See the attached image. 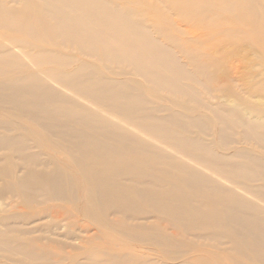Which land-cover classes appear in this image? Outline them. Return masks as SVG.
Here are the masks:
<instances>
[{
  "label": "bare ground",
  "instance_id": "bare-ground-1",
  "mask_svg": "<svg viewBox=\"0 0 264 264\" xmlns=\"http://www.w3.org/2000/svg\"><path fill=\"white\" fill-rule=\"evenodd\" d=\"M9 3L0 26L27 38L0 50V76L54 66L5 79L0 106L33 121L83 187L22 135H0L17 159L0 163V252L30 264H264V0ZM243 44L261 67L249 83L232 57Z\"/></svg>",
  "mask_w": 264,
  "mask_h": 264
},
{
  "label": "rangeland",
  "instance_id": "rangeland-1",
  "mask_svg": "<svg viewBox=\"0 0 264 264\" xmlns=\"http://www.w3.org/2000/svg\"><path fill=\"white\" fill-rule=\"evenodd\" d=\"M15 1V0H11ZM31 2L35 0H29ZM38 1V0H36ZM149 3H157L158 5L161 3V0H146ZM1 4L3 2L9 3L10 0H0ZM10 4V3H9ZM135 5V4H133ZM137 6V5H136ZM14 37H23V39H26L27 37L19 32L12 31L10 29H7L6 27L0 26V50L4 49H12V50H21L20 46L16 44L13 41ZM32 44L34 45H41L46 48L52 49L57 53H60L67 58H72V60H80V61H87L88 57L86 55H83L80 51H78L75 47L66 45L56 42L55 45L51 42H43L39 41L38 43L36 41H32ZM244 48L241 50H238L236 53L233 54V58H235L238 62V75L241 77L243 76V80L241 79L240 82L249 83L252 81L253 73H257L261 67L256 66V59L254 56V50L249 46V44H243ZM28 49L24 48L22 52H26ZM25 59L26 56L21 55ZM54 65L48 64V65H35V64H29L28 68H22L15 70L12 75H1L0 76V83L5 82V79L9 77H16L15 79L18 82L25 81L22 76L25 73H30L33 75H41V77L46 76L47 73H50L48 71V68H51ZM106 74L110 77H115L117 75H114L110 71H106ZM255 75V74H254ZM121 77L125 79H135L132 78L134 75L130 74L129 72L125 71L124 74L121 75ZM223 103L229 104L231 102L224 101L221 99ZM256 101V100H255ZM163 102V101H162ZM214 102V101H213ZM0 135H4L7 137H12L15 135H22L23 138L26 139L28 145L32 146V148L29 150L30 152H39L41 151L43 154L41 155L42 159H49L53 165L58 166L65 172H68L73 177V183L79 184V186L83 187V182L80 180L79 175L75 171L74 167L72 166L70 162V158L63 152L61 149L55 147L54 144H52L51 139H49L44 132L31 120H27L22 116H19L15 111H12L7 106H0ZM2 147V145H0ZM16 161L17 159L14 157L11 152H9L7 149H0V163L4 164L6 162ZM44 167V168H43ZM41 169H45V166H40ZM78 188V185H77ZM80 193L78 188V197L79 200H77V203L74 205L67 206L74 210V207L80 206ZM19 208H21L19 206ZM23 209V208H21ZM138 250H143V252H138L141 255H145L148 258H155L161 261L163 260L157 251V249L154 248H135ZM199 251H196L195 253L199 256H202L203 258L209 259H216L215 255L207 252L206 250H201L202 248H199ZM6 255V257H5ZM19 255H9L5 252H0V264H30L19 260ZM189 261H193V258H189ZM59 264H68L67 261ZM219 264H228L223 261H219Z\"/></svg>",
  "mask_w": 264,
  "mask_h": 264
}]
</instances>
